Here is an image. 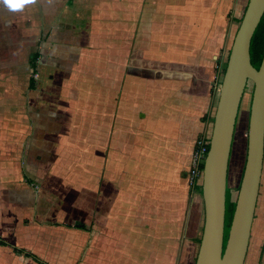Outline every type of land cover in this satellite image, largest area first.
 Returning <instances> with one entry per match:
<instances>
[{
    "label": "crops",
    "instance_id": "obj_1",
    "mask_svg": "<svg viewBox=\"0 0 264 264\" xmlns=\"http://www.w3.org/2000/svg\"><path fill=\"white\" fill-rule=\"evenodd\" d=\"M248 3L0 4V264H196L194 156Z\"/></svg>",
    "mask_w": 264,
    "mask_h": 264
},
{
    "label": "water",
    "instance_id": "obj_2",
    "mask_svg": "<svg viewBox=\"0 0 264 264\" xmlns=\"http://www.w3.org/2000/svg\"><path fill=\"white\" fill-rule=\"evenodd\" d=\"M263 16L264 0H249L224 73L204 162L205 223L196 264H245L264 166V55L259 68L251 57L252 39ZM251 82L248 152L225 245L232 148L242 102Z\"/></svg>",
    "mask_w": 264,
    "mask_h": 264
},
{
    "label": "rangeland",
    "instance_id": "obj_3",
    "mask_svg": "<svg viewBox=\"0 0 264 264\" xmlns=\"http://www.w3.org/2000/svg\"><path fill=\"white\" fill-rule=\"evenodd\" d=\"M252 91L253 83L251 82L242 102V107L239 113L236 134L232 148V156L229 170V187L233 189L234 198L237 194L236 189H238L242 180L247 158Z\"/></svg>",
    "mask_w": 264,
    "mask_h": 264
},
{
    "label": "trees",
    "instance_id": "obj_4",
    "mask_svg": "<svg viewBox=\"0 0 264 264\" xmlns=\"http://www.w3.org/2000/svg\"><path fill=\"white\" fill-rule=\"evenodd\" d=\"M263 55H264V16L255 31L251 44L252 63L254 64L255 67L257 68L260 67L263 59ZM202 166L204 168V164ZM239 187L238 189H236L237 192L239 191ZM235 207H236V201L233 199V189L229 187V181H228L225 245L229 237V231H230L231 221L233 218Z\"/></svg>",
    "mask_w": 264,
    "mask_h": 264
},
{
    "label": "built area",
    "instance_id": "obj_5",
    "mask_svg": "<svg viewBox=\"0 0 264 264\" xmlns=\"http://www.w3.org/2000/svg\"><path fill=\"white\" fill-rule=\"evenodd\" d=\"M209 147H210V137L201 138L194 156V167L192 171V179L194 180L196 179L201 182L203 181L204 168L202 165L205 162L207 153L209 151Z\"/></svg>",
    "mask_w": 264,
    "mask_h": 264
},
{
    "label": "clouds",
    "instance_id": "obj_6",
    "mask_svg": "<svg viewBox=\"0 0 264 264\" xmlns=\"http://www.w3.org/2000/svg\"><path fill=\"white\" fill-rule=\"evenodd\" d=\"M33 3H35V0H0V4L10 12L22 11L26 5Z\"/></svg>",
    "mask_w": 264,
    "mask_h": 264
}]
</instances>
